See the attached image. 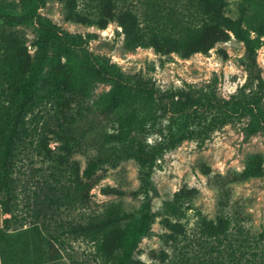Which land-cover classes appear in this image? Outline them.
<instances>
[{"label": "rangeland", "instance_id": "1", "mask_svg": "<svg viewBox=\"0 0 264 264\" xmlns=\"http://www.w3.org/2000/svg\"><path fill=\"white\" fill-rule=\"evenodd\" d=\"M114 1L118 12L133 10L144 34L158 26L162 35L180 38L194 35L200 23L184 0ZM228 3L227 16L242 15L243 26L256 37L264 0ZM0 6L28 15L22 23L0 24V45L17 35L30 57L0 49V214L8 219L1 223L5 229L28 226L27 237L48 238L51 255H61L62 264H124L123 248L108 259L71 227L144 207L153 215L152 233L141 239L133 259L221 264L224 254L226 264H264V36L251 52L230 33L207 51L166 53L137 44L117 19L105 28L69 19L65 0H0ZM101 6L102 0H77L74 12L96 20ZM152 12H157L155 21ZM45 21L59 30H42ZM89 66L108 75L91 83L90 105L98 101L104 109L127 86H141L131 102L141 114L150 106L155 115L144 137L146 152L155 156L148 180L138 159L119 152L120 144L105 137L116 131L117 116L108 124L101 118L96 130L83 131L99 112L95 104L84 107L77 134L93 147L61 161L63 101L72 98V82L78 83ZM77 103L71 105L76 111ZM112 151L119 153L115 166L105 162L92 176L85 174L92 155ZM108 185L139 194L105 193ZM178 192L187 195L178 203L185 210L181 217L166 209ZM165 217L184 225L185 233L175 241L166 236L172 230ZM220 219L229 221L225 235L214 239L202 232L204 222ZM45 225L59 236L58 243ZM207 253L214 256L211 262L203 259Z\"/></svg>", "mask_w": 264, "mask_h": 264}, {"label": "trees", "instance_id": "2", "mask_svg": "<svg viewBox=\"0 0 264 264\" xmlns=\"http://www.w3.org/2000/svg\"><path fill=\"white\" fill-rule=\"evenodd\" d=\"M68 5V18L82 23L97 24L101 28H105L107 24L112 20H119L120 24L124 28L125 32L129 36L133 37L134 40L138 41L137 44H146L154 46L158 51L169 52H180L185 55H190L194 52L207 51L217 41L227 40L230 38V33H233L237 38L242 40L249 52L258 48L262 43V37L264 36V21L257 27L256 30L258 35L252 37L251 30L243 26L245 21L244 17L238 16V18H230L227 16L228 0H184L189 10L200 18V23L194 30V35L182 34L179 37L167 36L164 30L158 26L151 29L149 33L144 34L141 32L143 29L140 26V22L136 17L135 13L131 9H125L123 11H116V3L114 0H102V6L100 8L99 16L96 20L75 13L77 0H65ZM245 1L242 0V5H245ZM157 12H152L150 17H153L152 21H155ZM28 15L16 14L11 10L5 9L0 6V24H15L22 23L25 21ZM153 24V23H152ZM258 26V25H257ZM40 27L46 32H56L59 28L49 21L41 22ZM187 27L185 25L183 30ZM156 30V31H155ZM10 37V36H9ZM13 37V36H12ZM0 49L14 50L17 55L25 59L29 55L25 52L23 46V39L17 35L13 37L12 42H4L0 45ZM45 61L47 59L45 58ZM29 61L25 62V65ZM44 64V63H42ZM58 65H63L59 60ZM40 68V67H39ZM60 69H63L62 67ZM108 79V75L97 67H86L83 76L79 78L78 83L73 81L71 86L72 98L63 101L64 110L67 114H63V121H60L59 136L63 141L62 150L65 152L61 156V161L70 157L76 152L87 154L89 149L93 147L91 143H82L80 135L82 132L84 107L87 109H93L94 102L90 105L88 99L92 96L90 93V86L93 81H104ZM141 86H127L126 93L113 104L110 99V103L106 104L101 108L98 101L95 106L99 108L97 116L92 118L93 120L84 132H90L97 129L96 123L102 118L104 121L102 124H108L109 118L117 116V120H114V128L116 131L111 134L105 135L108 142L120 144L121 150L119 152H126L129 157H135L138 159L141 168L143 170V179L148 180L150 177L149 168L152 166L155 160L154 155H149L146 152V145L144 144V137L147 133V126L155 117L154 113H151V107H148L146 113H143L137 105H133L131 102V95L137 94L141 89ZM115 89H113L114 93ZM153 92V90H152ZM154 94V93H153ZM79 97V98H78ZM78 101L76 104L77 111L74 107H71L72 101ZM135 106V108H133ZM74 109V113L70 115V110ZM69 110V111H68ZM123 110V114L121 111ZM102 114V117H101ZM98 118L97 120H95ZM116 122V124H115ZM80 132V135H77ZM99 151L100 147H95ZM112 148V146H111ZM118 151L114 154H106L103 156L92 155L89 159L85 174L92 176L105 162L111 163L115 166L119 160ZM148 182V181H147ZM1 190V187H0ZM103 191L105 193H114L119 195L124 194H139V191H129L126 189H120L114 186H106ZM187 195L185 192H178L175 195L173 201L166 202V209L168 212L173 213L177 216L185 215V210L178 206V203L184 202ZM62 197L59 198V200ZM2 204V202H0ZM8 209L4 210V213H9ZM153 215L147 208H141L136 211H123V213H112L101 219L95 221H88L87 223L80 222L77 226L71 227V231L77 233L78 236H84L94 241L98 247V251L105 255L108 259L115 257L116 252L123 248V258L125 259L124 264H145L140 259H133L132 252L138 246L139 242L144 236L152 233L151 221ZM8 219H4L6 223ZM164 224L172 230L170 233H166L167 238L173 241L178 239L180 234L185 233L184 225L176 220L165 217L163 220ZM45 229L55 243H58L59 236L52 233V231L45 225ZM229 230V221L227 219H220L217 222L206 221L203 224L202 232L211 238H219L227 233ZM213 249V248H211ZM212 253V251H211ZM208 254V253H207ZM214 257L213 254L204 256V260L211 262L210 258ZM234 257V255H233ZM221 258L220 263L226 264L224 254L219 256ZM218 259L216 256L215 260ZM238 264V263H237Z\"/></svg>", "mask_w": 264, "mask_h": 264}, {"label": "crops", "instance_id": "3", "mask_svg": "<svg viewBox=\"0 0 264 264\" xmlns=\"http://www.w3.org/2000/svg\"><path fill=\"white\" fill-rule=\"evenodd\" d=\"M4 218L0 214V264H62L61 255H51L48 238L27 237L28 226L5 229L1 224Z\"/></svg>", "mask_w": 264, "mask_h": 264}]
</instances>
